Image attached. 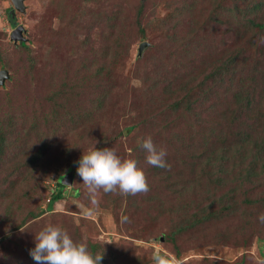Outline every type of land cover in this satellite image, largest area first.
Returning <instances> with one entry per match:
<instances>
[{
	"label": "rangeland",
	"instance_id": "rangeland-1",
	"mask_svg": "<svg viewBox=\"0 0 264 264\" xmlns=\"http://www.w3.org/2000/svg\"><path fill=\"white\" fill-rule=\"evenodd\" d=\"M220 1L231 4L230 0H25L26 10L22 12L16 10L12 0H0V70L10 71L9 78L3 84L0 82V139L1 130H18L27 136L26 131L47 133V129L55 128L50 135L55 145L33 173L28 175L26 168L17 171L7 166L6 163H12L11 157L16 160L19 154L0 157V174H4L0 175V264H32L30 249L35 247V234L47 224L59 226L75 242L85 243L93 256L103 253L101 264H154L153 255L157 251L171 264H264V222L260 220L263 207L241 208L225 219L169 238L180 214L178 210L168 217H159L157 207L143 193L106 194L102 189L94 197L98 204H93V196L77 171H74L73 184L65 187V199L56 202L52 210L45 209L43 215L21 225L23 219L29 218V212L47 207L59 176L76 168L83 152L112 148L122 159L135 160L138 149L134 147L153 131L150 126H140L131 136L112 140V136L133 119L127 116L120 120L118 130L111 125L110 128L100 127L95 121L83 122L85 118L80 116L90 105L97 88L94 82L77 79L75 72L82 63L72 48L76 49L84 39L95 44L94 35L98 40L100 31L106 30L107 16L120 9L126 40H131L130 56L123 71L130 70L131 84L138 86L141 81L133 78L138 58L151 62L148 69L154 68L156 64L152 62L157 61L165 47L161 46L165 37L163 29L155 25L156 18L167 17L171 22H180L179 36L183 38L190 29L191 19L205 21L212 2ZM140 4L145 6V16L138 26ZM186 5L195 6L192 16L185 13L177 20L174 15ZM15 23L24 26V44L12 38ZM98 23L102 26L94 31L92 28ZM70 31L75 38L70 37ZM207 39L208 55L212 56L223 48L222 41L233 42L221 25L210 29ZM144 41L150 45L141 56L139 46ZM87 52L82 50L83 55ZM67 73L65 81H77L81 87L76 90L69 87V96H73L67 97V101L66 98L51 100L54 94H61L58 90L63 87ZM129 82L128 79L126 86ZM78 91L82 93L76 95ZM116 92L114 103L118 107L126 106L127 110L132 108L131 92L125 86ZM65 107L76 111L74 119L65 118ZM55 112H59L60 119L51 120L48 126L45 119ZM32 123L38 124L36 129ZM147 164L139 168L145 172ZM196 194L199 193L187 195L186 201L191 205L187 216L201 208L197 205L199 201L205 204V192L199 197ZM170 203L173 205L172 201ZM92 245H98L95 254L91 251Z\"/></svg>",
	"mask_w": 264,
	"mask_h": 264
},
{
	"label": "trees",
	"instance_id": "trees-1",
	"mask_svg": "<svg viewBox=\"0 0 264 264\" xmlns=\"http://www.w3.org/2000/svg\"><path fill=\"white\" fill-rule=\"evenodd\" d=\"M230 1V5L212 2L205 21L191 19L190 29L183 38L179 36L180 22L156 18L155 25L163 29L165 37L161 46L165 47L157 61L152 62L156 64L154 68L148 69L151 62L138 58L133 74L134 79L141 81L138 86L131 84V71H123L130 56L131 40H126L120 9L107 16L106 30L98 32V40L94 35L95 44L84 39L76 49L72 48L82 63L75 72L77 79L94 82L97 88L90 105L80 116L85 118L83 122L95 121L100 127L111 125L118 130L120 120L129 116L133 121L116 132L112 140L131 136L140 126H150L154 144L166 149L165 160L170 167L147 164L149 191L143 194L157 207L159 217H168L176 210L180 212L169 238L225 219L241 208L264 209V44L260 42L264 37V0ZM144 7L140 4L137 8L138 26L145 16ZM195 9L194 5H186L174 17L180 20L179 16L185 13L191 17ZM102 24H95L92 29L95 31ZM216 25H221L233 42L222 41L223 48L212 56L208 55L207 34ZM140 30L144 31L142 27ZM74 35L70 31V37L75 38ZM82 50L88 52L83 55ZM66 77L68 73L58 90L61 94H54L51 100L66 98L67 101V97L73 96H69L67 89L81 87L77 81H65ZM123 86L131 92L129 110L114 103L116 91ZM81 93L78 91L76 95ZM58 113H52L45 123L50 126L51 120H59ZM64 113L65 118L74 119L76 115L69 107H65ZM31 126L36 129L38 124ZM15 131L1 130L0 157L19 154L18 159L11 157L12 163L6 164L17 171L26 168L29 175L55 145L50 140L55 128L47 129V133L26 131L28 138L25 133ZM142 140L134 147L138 149L135 159L138 167L147 163ZM77 167L72 169L77 171ZM60 177L51 190L47 207L29 212V218L23 219L21 225L40 217L45 209L52 210L56 202L66 198V184ZM192 192L199 193L197 197L205 192V204L199 201L197 205L201 208L187 216L191 208L187 195ZM97 246L92 245L93 254L97 253ZM180 256L178 252L177 258ZM31 263L37 264L33 258Z\"/></svg>",
	"mask_w": 264,
	"mask_h": 264
},
{
	"label": "clouds",
	"instance_id": "clouds-1",
	"mask_svg": "<svg viewBox=\"0 0 264 264\" xmlns=\"http://www.w3.org/2000/svg\"><path fill=\"white\" fill-rule=\"evenodd\" d=\"M264 44V37L260 38ZM146 151V162L154 167L169 168L165 157L166 149L158 148L149 136L141 141ZM77 174L82 178L87 190L93 196L98 190L104 193L136 195L149 191L145 172L137 166L134 159H122L112 148L95 149L83 152L77 167ZM264 222V214L260 216ZM35 247L30 249L31 257L37 264H101L103 253L93 256L83 242H75L69 233L59 226L47 224L35 234ZM2 255V254H0ZM154 264H171L170 260L157 251L153 255Z\"/></svg>",
	"mask_w": 264,
	"mask_h": 264
},
{
	"label": "water",
	"instance_id": "water-1",
	"mask_svg": "<svg viewBox=\"0 0 264 264\" xmlns=\"http://www.w3.org/2000/svg\"><path fill=\"white\" fill-rule=\"evenodd\" d=\"M14 3V6L16 9L21 10L22 12H25L26 6L24 4L25 0H12ZM24 26L22 24L17 25L15 29L13 30L12 38L15 40V42H20L24 44L26 38L24 36ZM150 45L148 41H144L139 46V55H142V52L146 46ZM10 76V71L8 69H2L0 70V82L3 84L7 78ZM75 173L73 169H70L66 174L61 175L60 181L66 185L73 184L74 182Z\"/></svg>",
	"mask_w": 264,
	"mask_h": 264
},
{
	"label": "flooded vegetation",
	"instance_id": "flooded-vegetation-1",
	"mask_svg": "<svg viewBox=\"0 0 264 264\" xmlns=\"http://www.w3.org/2000/svg\"><path fill=\"white\" fill-rule=\"evenodd\" d=\"M13 16H14V15H13ZM13 16H12V17H13ZM14 19H15V18H14ZM13 21H14V20H13ZM15 24H16V23H15ZM16 25H17V24H16ZM16 25H15V27H16Z\"/></svg>",
	"mask_w": 264,
	"mask_h": 264
}]
</instances>
